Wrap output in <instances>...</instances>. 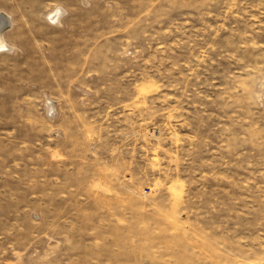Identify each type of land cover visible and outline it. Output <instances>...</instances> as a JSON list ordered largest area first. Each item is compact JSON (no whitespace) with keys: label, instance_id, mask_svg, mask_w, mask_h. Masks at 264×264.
Segmentation results:
<instances>
[{"label":"rangeland","instance_id":"obj_1","mask_svg":"<svg viewBox=\"0 0 264 264\" xmlns=\"http://www.w3.org/2000/svg\"><path fill=\"white\" fill-rule=\"evenodd\" d=\"M0 13V264H264V0Z\"/></svg>","mask_w":264,"mask_h":264},{"label":"bare ground","instance_id":"obj_2","mask_svg":"<svg viewBox=\"0 0 264 264\" xmlns=\"http://www.w3.org/2000/svg\"><path fill=\"white\" fill-rule=\"evenodd\" d=\"M51 15V14H50ZM60 17V13H55L53 16H52V19L53 20H56ZM11 22L9 20V17L6 16V14H3V13H0V52L2 50H10V48L8 49L7 47H5V43L3 42V38H2V35H3V31L5 29H7L9 26H10ZM5 44V45H4ZM50 111H52V107L50 108Z\"/></svg>","mask_w":264,"mask_h":264}]
</instances>
